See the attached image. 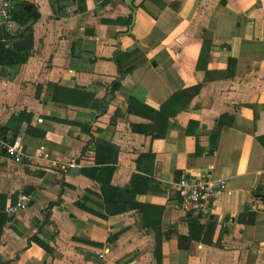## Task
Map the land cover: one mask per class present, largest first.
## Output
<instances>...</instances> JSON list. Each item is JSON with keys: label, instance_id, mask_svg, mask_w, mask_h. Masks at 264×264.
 <instances>
[{"label": "crops", "instance_id": "0c3cea01", "mask_svg": "<svg viewBox=\"0 0 264 264\" xmlns=\"http://www.w3.org/2000/svg\"><path fill=\"white\" fill-rule=\"evenodd\" d=\"M7 1L39 17L0 26L33 34L0 67V264H264V0ZM183 177L230 194L185 213Z\"/></svg>", "mask_w": 264, "mask_h": 264}, {"label": "built area", "instance_id": "2783aa9c", "mask_svg": "<svg viewBox=\"0 0 264 264\" xmlns=\"http://www.w3.org/2000/svg\"><path fill=\"white\" fill-rule=\"evenodd\" d=\"M12 12L13 4L7 0H0V26L6 30H11L15 25ZM0 149H3L17 163H20L24 157L23 145L17 138L8 141L0 135ZM228 185L226 179L183 177L178 183L179 202L177 208L185 213L196 214L201 218L208 219L212 213V204L230 194ZM28 204L27 199L23 197L11 211L17 212L26 208Z\"/></svg>", "mask_w": 264, "mask_h": 264}, {"label": "trees", "instance_id": "16d2710c", "mask_svg": "<svg viewBox=\"0 0 264 264\" xmlns=\"http://www.w3.org/2000/svg\"><path fill=\"white\" fill-rule=\"evenodd\" d=\"M26 5H27L26 3H20L14 6V9L12 12L13 21L20 27L25 26L32 18L31 11L25 8ZM11 40H13V38L10 37L8 34L4 33V30L0 28V67L21 65V64H25L28 60V57H29L28 51L14 50L8 44V42ZM64 93L65 91L61 92V95H64ZM72 94H74V92H67L66 98L72 97ZM86 96H87L86 98L88 99V102L89 101L91 102L93 98L89 94ZM56 98L57 99L59 98L58 93H57ZM85 102L86 104H90V102L89 103H87V101ZM185 107L186 106L182 104L181 108H185ZM262 137H264V134L260 135L257 131L256 139L259 141V143L263 145L262 142H264V139ZM254 194H255L254 195L255 197L264 200V192H261V193L255 192ZM253 219L254 217H252L250 224H253L254 222Z\"/></svg>", "mask_w": 264, "mask_h": 264}, {"label": "water", "instance_id": "95a60500", "mask_svg": "<svg viewBox=\"0 0 264 264\" xmlns=\"http://www.w3.org/2000/svg\"><path fill=\"white\" fill-rule=\"evenodd\" d=\"M26 9L31 10L32 7L30 5H27ZM38 17V12L36 10L32 11V19L25 26H23V31L27 32L30 28H32L35 20H37ZM32 45L33 34L32 32H29L24 39L13 42L12 48L15 50L30 51L32 49ZM111 97V94H109L104 105H107L109 103ZM245 210H248V206L245 207Z\"/></svg>", "mask_w": 264, "mask_h": 264}]
</instances>
